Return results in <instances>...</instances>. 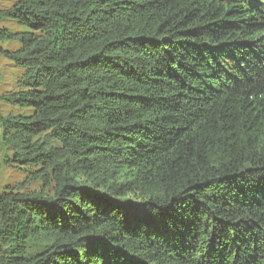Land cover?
I'll use <instances>...</instances> for the list:
<instances>
[{
  "label": "trees",
  "instance_id": "1",
  "mask_svg": "<svg viewBox=\"0 0 264 264\" xmlns=\"http://www.w3.org/2000/svg\"><path fill=\"white\" fill-rule=\"evenodd\" d=\"M0 54V264H264V0H19Z\"/></svg>",
  "mask_w": 264,
  "mask_h": 264
},
{
  "label": "rangeland",
  "instance_id": "2",
  "mask_svg": "<svg viewBox=\"0 0 264 264\" xmlns=\"http://www.w3.org/2000/svg\"><path fill=\"white\" fill-rule=\"evenodd\" d=\"M19 0H0V11L10 8ZM0 27H7L10 30L24 31L26 27L20 26L14 20L4 19L0 21ZM0 47L3 49L16 50L20 48L18 41L0 40ZM24 70L15 65L9 58L0 54V118L8 114L27 113L28 110L20 109L2 100L7 93L20 88L19 81L23 77ZM2 128L0 126V193L11 189L22 191H38L43 189V184L39 180L29 181V176L33 172V167L19 168L11 163L8 158L12 152L2 142Z\"/></svg>",
  "mask_w": 264,
  "mask_h": 264
}]
</instances>
